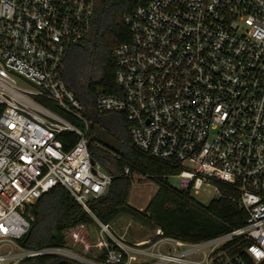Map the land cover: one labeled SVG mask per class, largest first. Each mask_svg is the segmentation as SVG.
I'll return each instance as SVG.
<instances>
[{
    "label": "built area",
    "instance_id": "built-area-1",
    "mask_svg": "<svg viewBox=\"0 0 264 264\" xmlns=\"http://www.w3.org/2000/svg\"><path fill=\"white\" fill-rule=\"evenodd\" d=\"M132 1L123 16L130 39L112 51L117 93L81 102L61 65L66 48L89 36L96 0H0V264L41 256L78 264L264 262V0ZM109 113L123 115L132 148L172 166L175 190L213 188L215 199L236 202L241 225L219 220L225 231L198 242L154 228L131 242L94 217L89 204L108 193L114 175L92 158L89 148L99 145L90 130ZM63 133L77 136L69 150ZM56 186L98 226V241L78 225L65 231L63 247L14 252L33 222L29 207Z\"/></svg>",
    "mask_w": 264,
    "mask_h": 264
},
{
    "label": "trees",
    "instance_id": "trees-1",
    "mask_svg": "<svg viewBox=\"0 0 264 264\" xmlns=\"http://www.w3.org/2000/svg\"><path fill=\"white\" fill-rule=\"evenodd\" d=\"M132 9V0H96L89 36L81 43L66 48L61 77L66 88L81 102L96 97L98 93H117V67L112 51L130 39L127 27L123 24V16ZM81 89L83 93L80 94ZM123 118L122 114L116 113L99 115L97 126L90 130V136L99 145L89 148L92 158L114 175L108 193L89 204L94 217L106 224L129 210L134 215L144 217L152 227L162 229L166 236L188 242H198L221 234L226 228L219 220L235 227L241 225L243 212L236 202L228 198L214 199L207 207H203L193 200L189 192L170 187L167 178L174 174L172 166L132 148L127 137L128 125ZM112 133L118 137L113 134L112 138ZM59 139L64 150H69L78 140L77 136L69 133L61 134ZM125 167H129L130 174L152 178L158 186L144 215L127 204L132 182L129 176L123 174ZM218 188L225 196H236V192L229 187L218 185ZM29 212L33 222L28 233L18 241V245L25 250L63 247L66 244V230L78 225L88 227L94 224L91 217L61 186H56L39 198L29 207ZM17 264L74 263L56 256H41L25 258Z\"/></svg>",
    "mask_w": 264,
    "mask_h": 264
},
{
    "label": "rangeland",
    "instance_id": "rangeland-1",
    "mask_svg": "<svg viewBox=\"0 0 264 264\" xmlns=\"http://www.w3.org/2000/svg\"><path fill=\"white\" fill-rule=\"evenodd\" d=\"M18 85L25 89H31V86L29 84L20 80L18 82ZM79 91L81 94L83 89ZM45 105L53 109L52 104L45 102ZM113 134L114 133L110 134L112 138H114ZM115 136L118 137L117 135ZM128 176L131 178L132 184L129 191L127 204L136 212L144 215L146 214V209L149 203L156 194L158 186L156 185V183H154L152 178L141 176L137 173L129 174ZM167 183L172 188H178L179 178L176 176H170L167 178ZM191 197L197 204L203 207H207L210 201L216 198V194L214 193L213 188H208V192L200 191L198 194L192 193ZM110 224L113 225V227L119 234H123L125 232V237L131 242L142 241L150 238L154 229V227L147 223L144 217L138 216L136 214L134 215V213L130 212L129 210L120 213L110 222ZM87 231L89 232V241L92 245H94L98 241V226L96 224H91L90 226H88ZM80 233L82 234V232ZM17 246L20 247L18 245V242L16 243V246H12L14 252L19 251ZM3 251L6 252V249H4ZM76 253L81 256L90 258H95L97 256L96 250H91L87 255V253H84L83 250L79 248L78 250H76ZM71 263L78 264L75 261H71Z\"/></svg>",
    "mask_w": 264,
    "mask_h": 264
},
{
    "label": "crops",
    "instance_id": "crops-1",
    "mask_svg": "<svg viewBox=\"0 0 264 264\" xmlns=\"http://www.w3.org/2000/svg\"><path fill=\"white\" fill-rule=\"evenodd\" d=\"M156 192H157V190H156Z\"/></svg>",
    "mask_w": 264,
    "mask_h": 264
}]
</instances>
